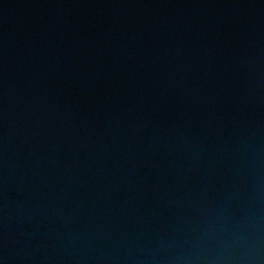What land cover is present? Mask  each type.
<instances>
[{
    "label": "water",
    "instance_id": "1",
    "mask_svg": "<svg viewBox=\"0 0 264 264\" xmlns=\"http://www.w3.org/2000/svg\"><path fill=\"white\" fill-rule=\"evenodd\" d=\"M0 264H264V0H0Z\"/></svg>",
    "mask_w": 264,
    "mask_h": 264
}]
</instances>
